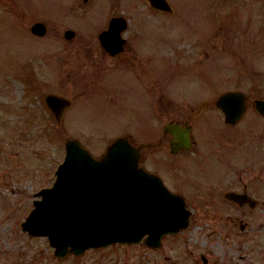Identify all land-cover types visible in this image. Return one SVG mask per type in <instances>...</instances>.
Returning <instances> with one entry per match:
<instances>
[{"label": "rangeland", "instance_id": "rangeland-1", "mask_svg": "<svg viewBox=\"0 0 264 264\" xmlns=\"http://www.w3.org/2000/svg\"><path fill=\"white\" fill-rule=\"evenodd\" d=\"M168 1L169 12L145 0H0V264H264V204L238 206L216 199L227 187H239L237 182L227 180L207 191L217 145L232 148L237 157L260 155L264 164V137L259 136L264 135V116L251 106L254 97H264V0ZM116 13L127 19V38H146L149 26L153 40L149 138L145 110L135 102L115 109L104 102L106 92L105 98L89 93L59 120L43 102L48 91L86 96L78 94L82 75L72 73L73 39H96ZM34 20L45 23L43 34L29 30ZM65 27L73 29L71 38L63 36ZM233 88L246 94V109L230 124L214 100ZM173 117H189L194 127L195 143L176 164L179 179L160 159L169 155L166 139L156 142L162 123ZM129 132L136 141L150 140L143 142L145 155L138 162L161 174L162 182L184 198L190 209L184 228L163 234L157 247L142 240L115 241L64 256L53 254L45 236L21 229L36 191L53 180L66 138L75 137L97 157L116 136ZM257 142L260 150H254ZM197 150L210 161L207 165L200 164V151V162L189 155ZM234 162L243 178L250 176L249 193L264 199V168L254 169L251 158ZM236 172L226 176L235 178ZM201 197L216 200L205 205Z\"/></svg>", "mask_w": 264, "mask_h": 264}, {"label": "water", "instance_id": "water-1", "mask_svg": "<svg viewBox=\"0 0 264 264\" xmlns=\"http://www.w3.org/2000/svg\"><path fill=\"white\" fill-rule=\"evenodd\" d=\"M145 1L156 9L173 10L168 0ZM126 21L122 14L111 15L106 26L98 31L100 43L110 52L120 48V31ZM29 30L41 35L46 26L43 21L34 20ZM73 33L70 27L62 31L66 38ZM244 97L239 89H226L216 95L214 104L224 121L234 123L242 116ZM42 98L56 120L69 104L66 96L51 91L43 93ZM253 105L264 114V97L253 98ZM162 128L173 134L169 142L171 152L189 146L188 124L181 126L169 120ZM63 148L53 180L36 191L38 196L20 221L21 229L28 234L45 236L54 255H75L115 241L142 240L157 247L163 234L186 226L190 209L183 197L171 191L157 174L137 164L138 148L125 137H115L97 157L75 137L66 138ZM224 195L238 202L246 201L250 206L256 202L245 192L229 190Z\"/></svg>", "mask_w": 264, "mask_h": 264}, {"label": "flooded vegetation", "instance_id": "flooded-vegetation-1", "mask_svg": "<svg viewBox=\"0 0 264 264\" xmlns=\"http://www.w3.org/2000/svg\"><path fill=\"white\" fill-rule=\"evenodd\" d=\"M153 9H156V8H153ZM156 10H160V9H156ZM161 11H165V10H161ZM116 14H120V13H116ZM111 15H114V14H111ZM105 26H106V23L103 27ZM126 26H127V21H126L125 27L120 31V34L123 37L120 48L116 49L114 52H110L109 50L104 48L102 44L100 43L98 37L96 39H86V38L73 39V41H75V44L71 46V50H70V57L74 60V63H71L73 65L71 67L72 73H75L77 75L79 74V76L82 75V78L80 80L82 86L78 88V91H80V93L78 94L84 93L86 94V96L82 95L81 98H78L76 94L65 95L59 92H55V91H51V92L61 94L68 98L69 104L67 105V107L63 109V111L68 107L71 108L72 106H74V103L76 101H79V100L83 101L86 99V97H91L89 96L90 95L89 93L93 94L92 98L97 94L105 98V95L103 94V92H106L108 94V97L106 100L104 99V102L112 105V107H114L115 109L120 108L122 105H125L127 107L133 104V102H135L136 104H138L137 106L138 109L145 110V114L147 115V127L145 128V131H146V135L148 134L150 135V136H146V138H149L153 135L151 128H149V125H150L149 123L153 117V111H152L153 94L151 92L152 86H153V80H152V75L150 76V74L152 73L150 71L153 67V64H152L153 50H154L153 40L151 39V37H149L150 34L147 35L149 26L146 25L147 29L145 31L146 36L149 38H147L146 36H145L146 38H140V37L127 38L126 35L123 34V31L125 30ZM97 33H96V36H97ZM139 35L141 36L143 35V33L139 32ZM73 87L75 88L74 84H73ZM233 89H238V88H233ZM112 94H114V96H112ZM245 99H246V94L244 97L245 107H244V112L242 116L244 115L245 109H246ZM251 103H252L251 106L253 107V109L257 113L264 116V114L258 112L255 109L253 105V99ZM191 110L193 111V107H190V112H188V115L191 113ZM241 117L237 121H239ZM169 120L177 122L181 126H185V124L189 125L188 134H189L190 144L188 147H178L174 152L170 151L169 142L173 139V134L168 130H163L162 128L163 123ZM222 120H223V116H222ZM166 121H164L161 125L162 134L157 136L156 142H160L162 139H166V142L168 144L169 155L167 157L164 155L160 159L161 161L164 162L165 164V165L163 164L164 167L166 169H169L170 172H173L174 177H176L177 175L179 179V176L176 173V164L178 160H183L187 158L188 155L184 156V151L186 152V149H189L190 145H193L195 143V139L193 138L194 127L189 117H183V119L173 117V118L167 119ZM224 122L230 123V124L236 123V122L231 123L227 121H224ZM118 136H123L126 138V140L129 143L135 142V145L138 146L139 157H138L137 162L139 161V159H141V157H143V155H145L144 151L142 150L143 142L149 145L150 140L143 138V139L136 141V139L135 140L133 139V136H131L130 132L126 134L118 135ZM219 136L220 135H217V137ZM259 136L264 137V135H259ZM221 137H224V136H221ZM255 141L260 142L261 140H255ZM259 142H257L258 143L257 145L255 143L253 144L254 147L257 146L254 148V150H258V149L260 150L261 143ZM217 146H216V150H214V156L212 160V164H213L212 166H213L214 171H210V178H211L212 185L210 187V190H207V191L210 192L211 190L216 188L215 187L216 184L225 182L227 180L232 181V182H237L239 183V187H234V186L227 187L224 191L217 193L222 196L216 199L219 201H226L232 205H238V206L246 204L249 207H253L259 202L264 204L263 203L264 199L260 198L258 194L249 193L248 187H249V182H250V176H245L243 178L242 175L239 173V171L241 172L242 170H239V167L234 165L235 163L234 158L240 161H243L244 157H245V161L247 160V158H251L252 162L255 164L254 169H258V171H262L264 168V164H261L262 159H259L260 155L259 156L244 155L242 157H237L235 154L233 155L232 148L231 149L228 148L225 150L224 149L225 147H223V144H221L217 149ZM199 151L200 150L192 151L189 154V155L195 156L196 158L195 163L200 162ZM200 152L202 153V157H203V161H201L200 164L207 165L210 161L205 160L204 159L205 156L203 152L202 151ZM259 161H260V164L256 166V164ZM159 163L161 164V162ZM138 165L142 166L147 171L157 174L158 176L161 175V174L156 173L154 169L144 166L143 164H140L139 162H138ZM169 166H171L173 170L168 168ZM156 167L158 168L159 166H156ZM230 172L231 173L236 172V177L232 179L230 178L228 179L226 174ZM229 190H232L238 193L245 192L250 197L254 198L256 202L253 206H250L248 202L246 201L238 202L234 199L228 198L224 195V193ZM207 191L205 190V192ZM216 199L215 197H201L198 200L202 204L209 205ZM240 224L245 225V222L240 220L239 225Z\"/></svg>", "mask_w": 264, "mask_h": 264}]
</instances>
